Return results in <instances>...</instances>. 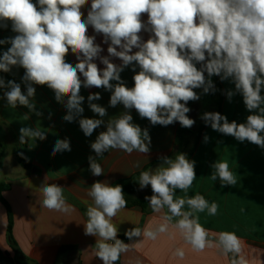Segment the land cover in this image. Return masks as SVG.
Listing matches in <instances>:
<instances>
[{
	"label": "clouds",
	"instance_id": "1",
	"mask_svg": "<svg viewBox=\"0 0 264 264\" xmlns=\"http://www.w3.org/2000/svg\"><path fill=\"white\" fill-rule=\"evenodd\" d=\"M86 5L89 0H0V29L7 30L10 23L15 33L0 39V46L8 45L0 52V73L24 70L19 83L0 75V98L9 108L22 106L41 117L35 86L46 85L65 109L64 122H77L85 137L103 126L105 130L90 144L95 153L88 157L93 176L105 174L98 158L110 150L145 154L147 159L151 137L148 128L134 123L133 109L152 126L178 122L190 129L196 121L188 115V103L217 91L214 76L234 85L226 91L229 102L241 95L250 114L243 123L229 121L217 111H206L200 119L220 134L264 149V0H90L85 17ZM89 28L95 35H89ZM97 35L103 37L107 55ZM69 53L75 56V64L66 61ZM126 69L134 73L132 87L122 78ZM82 88L109 92L108 107L122 105L124 110L105 120L108 107L97 103L102 99L100 92H90L87 106L94 116L86 117ZM29 118L25 115V120ZM46 138L39 126L19 129L21 145ZM209 139L205 134L203 141ZM65 151H71L70 140H56L52 155ZM18 155L28 159L22 151ZM158 159L161 162L155 168L140 171L138 185L141 190L150 186L152 194L144 199L152 212L163 215L143 229L126 230L128 241L138 238L132 243L118 238V226L112 222L127 206L123 186L97 180L88 187L91 204L85 213L84 234L98 238L95 256L102 264H117L122 254L142 242L141 237L156 241L170 230L194 252L216 248L221 255L231 256L230 264H251L235 232L210 233L200 223L198 214L215 216L219 206L203 195H187L196 179V161L183 152ZM134 167L140 168L141 162ZM211 167L212 181L219 180L222 187L237 184L228 162L216 161ZM177 190L184 195H177ZM41 193L44 209L74 210L61 186L42 184ZM173 255L183 259L185 252L177 248Z\"/></svg>",
	"mask_w": 264,
	"mask_h": 264
},
{
	"label": "crops",
	"instance_id": "2",
	"mask_svg": "<svg viewBox=\"0 0 264 264\" xmlns=\"http://www.w3.org/2000/svg\"><path fill=\"white\" fill-rule=\"evenodd\" d=\"M89 6L90 0L89 5L82 9L85 17ZM13 35L15 33L11 31L10 23L7 30L0 29V39ZM89 35H95L91 28ZM143 35L146 39L147 34ZM96 39L105 49L103 54L107 55V45L102 44L103 37L97 35ZM7 47L8 45L0 46V52ZM66 61L75 64V56L69 53ZM115 62L119 63L118 60ZM13 73L14 75H0L6 80L14 79L19 83L24 70L14 68ZM121 75L127 86L132 87L134 73L126 69ZM212 79L217 91L214 94H201L199 100L188 103L191 109L188 115L196 121L190 129L181 127L178 122L169 126H152L147 119H141L133 109L131 114L134 123L149 130L151 151L145 159V154L128 155L122 151L110 150L98 158V163L105 172L99 177L91 174L88 157L95 156L90 144L100 131L105 130L103 126L95 130L91 137H85L77 122H64L65 109L55 101L54 93L46 85L35 86V101L37 109L43 113L41 117L22 106L9 108L7 101L0 98V184L8 187L0 198L1 251L9 254L12 259L15 258L7 241L9 221L2 199L11 209L13 237L23 256V264H30L31 261L37 264H102L95 256L94 245L98 238L84 234L83 224L86 219L75 203H80L86 208L91 204L87 189L97 180H109L111 184L129 180L140 171L155 168L161 162L158 157H172L177 152H183L189 159L196 161V179L187 195H203L209 202L214 201L219 206L215 216H208L207 212L198 214L200 223L209 229L210 233L235 232L243 241L244 254L251 264H264V149L250 142L241 143L231 136L220 134L200 119L206 111H217L226 115L229 121L243 123L250 114L241 95H235L229 102L226 91L234 89L231 82H221L219 77L215 76ZM22 91H25L23 85ZM196 91L202 93L201 89ZM90 92H100L102 99L97 103L105 107H108L110 93L103 89H81V95L85 97L84 115L91 118L94 114L87 106V96ZM2 96L3 90H0V97ZM123 110L122 105L116 108L108 107V117L104 119L118 115ZM25 115L30 118L25 120ZM23 126H39L46 131L47 138L21 145L19 129ZM205 134L210 138L207 143L203 141ZM64 138L70 140L71 151L53 156L52 150L56 140ZM21 151L28 157L27 160L18 155ZM137 161L141 162L140 168L134 167ZM216 161L229 163L230 170L236 174L235 186L222 187L219 180L212 181L209 178L213 172L211 165ZM48 183H55L63 188L67 203L73 206V211L61 213L49 211L41 206V185ZM151 194L150 186L143 190L138 186L131 198L145 200L144 197ZM177 195L182 196L184 193L177 190ZM162 215L163 213L152 211L145 214L137 207L124 208L112 222L118 226L119 238L130 228L143 229L148 223L159 222ZM136 239L138 238H134V241ZM140 239L142 242L134 244L128 253L121 255V264H230L231 256L221 255L216 248L194 252L175 230L161 234L156 241L142 237ZM64 246H73L74 249L59 253ZM177 248L185 252L183 259L173 255Z\"/></svg>",
	"mask_w": 264,
	"mask_h": 264
},
{
	"label": "trees",
	"instance_id": "3",
	"mask_svg": "<svg viewBox=\"0 0 264 264\" xmlns=\"http://www.w3.org/2000/svg\"><path fill=\"white\" fill-rule=\"evenodd\" d=\"M22 165L25 166L24 163H22ZM139 174H137L136 176H134L133 178H131L129 180H122V181H119L115 184H120L123 186V192L125 194V199L127 200L126 208L137 207V208H140L141 210H143V212L145 214H147V213H150L152 211L151 208L149 209L148 203L143 199H132L131 198V196L135 193L137 187L139 186L138 185ZM115 184H113V185H115ZM7 188H8L7 186L0 184V198H1L2 192L7 190ZM1 201L7 209L8 221H9L8 229H7V241H8L10 248L12 249V251L15 254L14 255L15 258L12 259L9 254L3 253L0 249V264H5L7 262L11 263V264H20L19 259H22L23 256L21 255V252L19 251L18 245H17V243L13 237V231H12L13 216L11 213V209L2 199H1ZM75 206L80 210V212L83 214V216L87 220V217L85 215L87 208L80 203H75ZM119 238L121 240H124L125 243L129 242L128 239L124 235H121ZM73 249H74L73 246H64V247H61L59 253L62 254V253L71 251ZM30 263L37 264L33 261H31ZM117 264H121V259L119 261H117Z\"/></svg>",
	"mask_w": 264,
	"mask_h": 264
},
{
	"label": "rangeland",
	"instance_id": "4",
	"mask_svg": "<svg viewBox=\"0 0 264 264\" xmlns=\"http://www.w3.org/2000/svg\"><path fill=\"white\" fill-rule=\"evenodd\" d=\"M12 231H13V225H12ZM19 262H20V264H23V262H22V260L21 259H19ZM5 264H11V263H5ZM30 264H32V263H30Z\"/></svg>",
	"mask_w": 264,
	"mask_h": 264
}]
</instances>
